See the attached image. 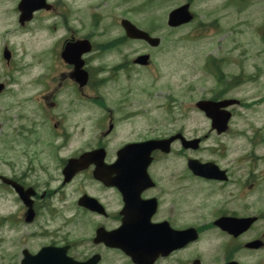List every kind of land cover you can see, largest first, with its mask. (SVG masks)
Instances as JSON below:
<instances>
[{
  "label": "rangeland",
  "instance_id": "1",
  "mask_svg": "<svg viewBox=\"0 0 264 264\" xmlns=\"http://www.w3.org/2000/svg\"><path fill=\"white\" fill-rule=\"evenodd\" d=\"M11 1L13 6L9 0L0 1V45L2 43L9 44L13 57L15 56L11 63L15 65L12 69L15 75L23 74L17 66L29 65L25 67L28 77H15L22 84L24 79L29 81L28 88L15 90L19 97L30 101L26 104L29 113L35 112L36 107H38V102L33 98L44 91L43 86L41 84L34 85V81L39 78V74H43L48 79L47 77L53 72L48 68L35 67L38 54H47L51 58L52 55L49 52L55 47V43L61 42L64 37L62 43L70 39L78 40L83 36L89 37L96 46L102 42L121 38L124 36V32L122 27L116 23L118 19L120 21L125 18L142 30L149 31L151 29L153 36L161 39V45L152 49L145 43L129 42L121 47L120 54L116 51H107L109 54H105L103 57L100 53L102 51L97 48L92 51L85 58L86 66L92 74L89 88L90 98L86 99L88 101L86 105L95 107L96 102L101 105L103 102L109 107L107 112L113 110L115 115L119 112L116 116L121 118L124 117L125 113L137 112L142 108V111L151 112V116L158 121L165 122L164 113L161 109L166 107L169 101L174 100L175 102L171 106L174 117L172 133L177 132L178 129H184L185 136L189 139L204 136L207 133L212 134L208 141L202 145V150L199 152L185 151V155L183 154L181 157L217 158L221 164L233 157H264V140H255V131L252 129V127L260 129L264 123V34L260 30L264 26V0H244L241 6L234 4L232 0H195L192 11L196 13L198 21L178 29H171L168 26V15L174 9L184 5L186 0H157L155 6L146 12L138 10V7L147 0H81L82 2L80 0H63L70 12L73 9L72 4L75 2L78 11H80L79 9L83 11L77 15L71 14L67 19L60 17L58 12L41 14L29 24L27 32L20 33H17L18 27H20L18 18L15 16L14 18L7 17L6 14L7 8L10 9L11 7L15 13L20 0ZM48 1L54 3L61 0ZM67 8H65L66 11ZM92 16L95 18L91 31ZM62 20L67 22V30L63 27ZM200 21L209 25L204 35L197 31ZM47 31H52L54 39L51 42L45 38ZM58 31L62 38L57 40ZM20 51L24 56L21 55ZM143 54L151 55L153 65L150 71L152 73L142 71L129 73V69L134 70L136 68L127 66L126 70L114 71L117 76L116 81L111 80L104 83V77L107 78L110 75L109 69L118 68L127 58L133 60ZM209 57L218 60L224 59L222 66L218 65V71L220 75H223L224 82L230 83L234 81V77H241L240 82L243 84L231 90L227 96L247 102L244 108L237 110L239 116L235 122L237 123V130L233 126L235 131L249 139L245 137L242 139L246 146L252 145L253 147L256 142L258 143L257 149L253 150L252 154L249 147L243 148L240 145V140L237 139L236 143L233 135L226 134V136L219 137L215 132H211L209 120L195 108V103L210 98L223 87V83L220 85L213 74L214 67L211 68L206 64ZM58 58V53L52 56L53 61L58 60ZM102 69L105 71L102 72ZM63 70H67V68L63 66ZM0 73H2L1 65ZM57 79H64L66 82L69 77L67 73L62 75L60 72L57 73ZM62 90L65 91L61 93ZM71 92L70 89L63 86L58 98L49 94L48 103L54 102L55 98L63 110L71 105L70 101L73 99V97L70 98ZM117 101L120 102L119 105L114 108L109 106L115 105ZM183 105L185 106V113ZM93 107L87 112H90L96 121L101 117V112L106 113V110L103 109L102 111ZM121 107L126 109L122 110ZM69 120H71L69 123L74 122V120L80 122L77 117L74 120L73 118ZM158 121H147L141 116H134L129 121L120 122L116 134L110 138L112 149L148 136L150 127ZM93 125H95L93 122L84 125L87 128L85 136L79 135L78 132H74L72 136L70 134L68 147L66 146L65 149L61 150V156L72 154L75 149H86L89 145L85 146V144L96 142L93 139L101 132L98 131L96 134L97 129ZM82 127L80 126L77 130L80 131V134H82L80 130ZM242 130L246 133H242ZM4 132L9 133V130L0 125V133ZM261 135H264V129H262ZM5 140L10 142L11 140L14 141L15 138L9 136ZM248 141H250V145ZM2 144L0 139V174L12 176L9 166L14 168L17 175L22 174L25 157L19 154L22 146L25 145L20 142L14 145V149L11 151L12 146L10 144ZM174 147L175 152L172 157H179L180 147L176 145ZM34 149L40 152V150ZM221 157L228 158L224 161ZM42 158L44 160L41 161L47 167H53L49 157ZM36 164L39 167L37 162ZM174 168H180L176 161H174ZM241 168L244 171L247 170L245 165ZM261 179L264 180V177ZM59 184L60 181L57 180L53 186ZM75 185L77 184H72L66 191L69 193ZM229 188L231 191L235 190L233 186ZM209 189L210 187L207 185L204 186L205 192L210 191ZM191 198L197 199V196ZM204 202L214 203L218 206L222 203L216 198L204 196L203 201L200 199L190 200L189 206L193 207L192 204L198 206ZM20 207L21 204L16 200L13 193L0 189V217L17 213ZM236 207L239 209L237 213H244L239 201ZM71 212L69 210L67 215Z\"/></svg>",
  "mask_w": 264,
  "mask_h": 264
},
{
  "label": "flooded vegetation",
  "instance_id": "2",
  "mask_svg": "<svg viewBox=\"0 0 264 264\" xmlns=\"http://www.w3.org/2000/svg\"><path fill=\"white\" fill-rule=\"evenodd\" d=\"M55 5L58 12L59 4ZM5 45L0 50L2 64ZM8 77L10 81L4 83L6 89L0 97L13 92L15 80ZM79 91L83 97H90L88 84ZM49 107L60 108L55 104ZM71 113L66 112L67 116ZM55 119L53 128L61 136L59 126L66 122L60 121L62 115H55ZM119 119L110 113L105 122L112 123L113 130L95 148L61 156V149L67 145L64 138L62 147L49 156L61 157L53 167L29 165L22 177H11L33 194L31 220V207L24 203L16 217H0V264H62L66 258L87 264H264V186L255 184L256 177H264V168L259 169L264 157L236 158L233 163L241 160L253 168L248 172L234 170L231 163V169L226 168V183L197 177L185 166L164 168L168 157L160 153L153 157L144 175L141 169L129 168L128 157L119 158L118 149L109 150L106 139ZM68 133L61 129L63 137ZM100 148L106 149L105 157H97L65 184L63 170L68 160ZM167 161L172 163V158ZM98 168H102L103 180L96 176ZM57 180L60 184L53 186ZM190 181L216 183L217 187L247 183L248 191L240 196L245 200L241 202L244 213H236L238 202L226 203L223 208L205 203L190 207V200L200 199L198 186L190 185ZM74 183L77 185L68 193L66 189ZM91 199L96 201L91 203ZM69 210L72 212L67 215ZM250 219L254 220L245 228ZM185 232L188 237L197 235V241L167 255Z\"/></svg>",
  "mask_w": 264,
  "mask_h": 264
},
{
  "label": "water",
  "instance_id": "3",
  "mask_svg": "<svg viewBox=\"0 0 264 264\" xmlns=\"http://www.w3.org/2000/svg\"><path fill=\"white\" fill-rule=\"evenodd\" d=\"M42 4V0H23L22 3L20 4V9L22 11V16H21V22H24L25 20H29L31 18V14L34 10L43 8V4ZM191 20L190 14L188 12V6L187 7H183L181 9H178L176 11H174L171 15H170V21L169 24L171 26H179L181 24H184L186 22H189ZM123 26L128 34L129 37L131 38H136V39H144L148 42H150L152 45H157L159 43V40L156 39H151L149 37L148 34L139 31L136 27H134L131 23L124 21L123 22ZM87 49L84 50V48H82L79 52V55L81 53H83V51H86ZM64 57L67 60H70L71 62H74L75 64L79 63V58H77V60L73 59V57L71 56V54H64ZM142 61H144V59H142ZM233 104V102H224L219 104L218 106H227L229 104ZM198 106L201 109L207 110L208 111V107H211V104H209L208 102H202L199 103ZM174 139L168 140V143L170 144ZM198 143L199 141H192V142H186L185 141V148H193V149H197L198 148ZM167 145L166 142H151L150 144H145L143 146H139V145H128L126 146L124 149H122V151H120V154H131V153H142L143 156L142 157H148V154L154 150V149H164L165 146ZM150 146V148L148 149V147ZM140 147H145L144 149H140ZM83 160H87V157H83L81 160H71L69 168H67L66 170V174L68 176V174L73 170H75L76 165L79 162H83ZM10 183V182H9ZM17 191L20 193V195H24L22 192V189H20V187L16 186Z\"/></svg>",
  "mask_w": 264,
  "mask_h": 264
}]
</instances>
